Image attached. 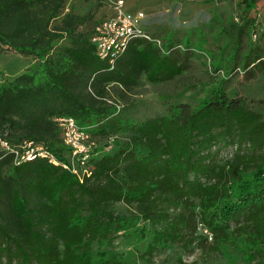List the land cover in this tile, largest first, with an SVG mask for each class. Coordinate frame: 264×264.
Listing matches in <instances>:
<instances>
[{
	"label": "trees",
	"instance_id": "obj_1",
	"mask_svg": "<svg viewBox=\"0 0 264 264\" xmlns=\"http://www.w3.org/2000/svg\"><path fill=\"white\" fill-rule=\"evenodd\" d=\"M65 1L0 0V51L39 60L0 83V140L11 147L0 143V264H132L114 242L140 222V256L148 261L173 244L215 251L234 241L230 233L249 229L255 244L263 242L264 112L226 92L222 80L195 106L172 103L165 114L129 126L106 99L110 87L179 76L178 46L172 37L161 46L136 38L112 66L92 41L102 20L89 35L79 31L87 19L64 13ZM241 2L246 11L257 7V0ZM254 22L224 28L235 38L233 59ZM62 39L68 44L57 48ZM244 56L245 68L264 63L257 48ZM59 117L75 119L90 139L131 135L117 140L114 152L75 166ZM221 142L237 148L224 162L212 149ZM29 149L36 156L23 160ZM121 203L126 212L116 211ZM200 225L212 235L210 246ZM176 264L197 263L180 256Z\"/></svg>",
	"mask_w": 264,
	"mask_h": 264
},
{
	"label": "rangeland",
	"instance_id": "obj_2",
	"mask_svg": "<svg viewBox=\"0 0 264 264\" xmlns=\"http://www.w3.org/2000/svg\"><path fill=\"white\" fill-rule=\"evenodd\" d=\"M119 9L139 16L143 28L162 44L172 37L178 46L180 62L184 65L182 74L161 83H151L142 76L131 89L110 87L106 99L118 105L122 120L129 126L165 114L172 103L184 102L195 106L210 88L222 80L226 92L241 96L254 110L264 112V63L244 67V55L250 49L257 48L264 55V0H257L256 9L251 11L245 10L241 0H66L63 12L84 16L87 20L79 31L89 35L97 20L115 17ZM249 18L255 21L254 26L243 37L239 56L233 59L235 38L228 40L224 28ZM60 24L61 17L52 22V26ZM186 41H189V46ZM62 44H68V40H60L57 48ZM4 48L0 51V83L15 78L31 65L39 64L34 57H25L14 49ZM219 62L222 67L215 72L213 65ZM130 135L131 131H121L111 136L91 134L92 139L88 137L82 141V151L76 154L72 151V162L76 166L82 157L87 160L114 152L117 149L116 141L126 140ZM212 149L221 162L237 151L236 145H224L223 142ZM115 207L118 212L128 209L122 203ZM142 224L140 222L126 233H121L114 242L115 250L132 264H176L180 256L185 261L197 264L264 263V253L260 250L261 246L264 247V241L255 244L252 229L248 230V234L230 233L234 241L220 243L215 251H205L196 244L188 248L173 244L160 249L151 261L144 260L140 256L143 240L135 230ZM198 233L201 238H207L208 246L213 244L212 235L205 227L200 225ZM249 253L255 256L253 261L248 258Z\"/></svg>",
	"mask_w": 264,
	"mask_h": 264
},
{
	"label": "built area",
	"instance_id": "obj_3",
	"mask_svg": "<svg viewBox=\"0 0 264 264\" xmlns=\"http://www.w3.org/2000/svg\"><path fill=\"white\" fill-rule=\"evenodd\" d=\"M118 15L102 20L95 27V33L92 41L97 46L98 55L100 58L108 60L114 66L115 61L127 50L128 45L133 39L145 38L153 40L161 46V41L154 39L143 28L140 17L134 16L119 9ZM59 127L63 131L65 143L70 146L73 153L76 154L82 151L81 143L89 135L82 130L75 119L71 117H59L56 119ZM1 146L11 149L10 145L3 140H0ZM28 147L31 143H28ZM41 156H47L44 153H39ZM36 156L34 149H29L21 156L23 160L33 159ZM81 163L84 164L86 158L82 157ZM76 171V169H73Z\"/></svg>",
	"mask_w": 264,
	"mask_h": 264
}]
</instances>
